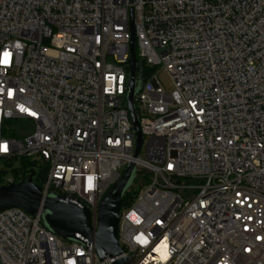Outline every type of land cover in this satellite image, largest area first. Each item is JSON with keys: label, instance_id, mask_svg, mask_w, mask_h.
Masks as SVG:
<instances>
[{"label": "built area", "instance_id": "1", "mask_svg": "<svg viewBox=\"0 0 264 264\" xmlns=\"http://www.w3.org/2000/svg\"><path fill=\"white\" fill-rule=\"evenodd\" d=\"M132 26L153 70L136 97L138 159ZM0 161L33 164L43 197L87 208L95 231L127 166L148 173L122 205L118 259L264 264V0H0ZM80 240L54 235L41 214L0 213V264L116 261Z\"/></svg>", "mask_w": 264, "mask_h": 264}, {"label": "water", "instance_id": "2", "mask_svg": "<svg viewBox=\"0 0 264 264\" xmlns=\"http://www.w3.org/2000/svg\"><path fill=\"white\" fill-rule=\"evenodd\" d=\"M131 59L129 62V82L127 108L136 132L134 159L140 157L144 136L137 114L136 97L144 86V69L136 58V38L131 28ZM35 173L20 184L0 187V213L11 208H21L30 215L41 214L44 227L54 235L68 241L81 242L80 237L93 243L96 252L104 262L116 259L113 264H134L136 255L121 258L123 249L118 243L120 212L125 194L137 178V167L129 164L120 181L114 185L100 204L97 216V230L92 226L91 212L72 199L50 196L43 197L42 190L34 183Z\"/></svg>", "mask_w": 264, "mask_h": 264}, {"label": "trees", "instance_id": "3", "mask_svg": "<svg viewBox=\"0 0 264 264\" xmlns=\"http://www.w3.org/2000/svg\"><path fill=\"white\" fill-rule=\"evenodd\" d=\"M152 73H153V70L147 68L146 66L144 67V78H145V80H147L149 78V76H151ZM5 166H6V168L10 169V168L14 167L15 165L12 162V163H7ZM32 166H33V164H31V163H28L25 161L21 162L19 165V168L13 170L15 176H17L19 174H23L25 176V179L28 180L31 177V175L36 172V171H31V173H30L29 168ZM7 173L8 172H5L3 170L0 172V182L3 181V179ZM42 178H43V173H41V174L37 173L35 176V179H34L35 184L40 186ZM149 180H150V175L148 173L138 172L137 178H136L135 182L133 183L131 189L125 194V196L123 198L122 205L125 206L126 204H129L128 202L133 200L138 195L140 189L142 188L141 182H147Z\"/></svg>", "mask_w": 264, "mask_h": 264}, {"label": "rangeland", "instance_id": "4", "mask_svg": "<svg viewBox=\"0 0 264 264\" xmlns=\"http://www.w3.org/2000/svg\"><path fill=\"white\" fill-rule=\"evenodd\" d=\"M158 79L163 87V89L166 91V93H171L173 90H174V83H173V80L171 79V77L168 75V74H165V73H161L159 74L158 76ZM141 157L142 158H145V147L142 151V154H141ZM19 168V164H17L16 166L12 167V168H6L5 164L0 161V172L3 170L5 172H8L4 178H11V177H17L15 176L14 174V171L15 169H18ZM141 190H145V188H141Z\"/></svg>", "mask_w": 264, "mask_h": 264}, {"label": "snow or ice", "instance_id": "5", "mask_svg": "<svg viewBox=\"0 0 264 264\" xmlns=\"http://www.w3.org/2000/svg\"><path fill=\"white\" fill-rule=\"evenodd\" d=\"M4 55H5V61L4 62L7 63V56H8V54L5 53Z\"/></svg>", "mask_w": 264, "mask_h": 264}]
</instances>
